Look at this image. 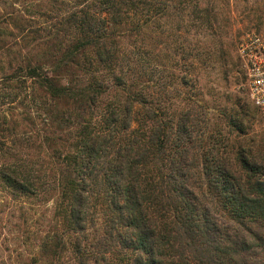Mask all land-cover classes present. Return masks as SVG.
<instances>
[{"label": "trees", "instance_id": "obj_1", "mask_svg": "<svg viewBox=\"0 0 264 264\" xmlns=\"http://www.w3.org/2000/svg\"><path fill=\"white\" fill-rule=\"evenodd\" d=\"M205 4L39 0L33 14L2 15L15 29L0 34L28 42L0 74V184L14 198L57 195L59 221L33 264H60L69 245L79 264H264L263 145L207 136L195 107L171 111L172 91L144 81L127 52L151 28L214 30ZM235 105L245 134L250 103Z\"/></svg>", "mask_w": 264, "mask_h": 264}, {"label": "rangeland", "instance_id": "obj_2", "mask_svg": "<svg viewBox=\"0 0 264 264\" xmlns=\"http://www.w3.org/2000/svg\"><path fill=\"white\" fill-rule=\"evenodd\" d=\"M37 1L7 0L5 3V0H0V26L14 28L2 20V15L6 16V12L12 10H25L27 15L25 6L33 14ZM205 2L206 7L217 13L214 30H204L199 22L188 20L182 22L180 28L176 23L168 25L163 34L151 28L144 40L134 37L131 40L133 43L130 41L127 44L132 65L151 87L172 91L162 96L166 98L167 105L170 104L171 111L178 112L194 106L200 131H205L207 136L230 133V141L235 146L264 147L260 115L248 96L244 68L237 53L242 36L251 31L264 34V0ZM27 42L9 32L0 34V74L17 62ZM182 76L188 83L183 82ZM236 96L242 97L251 107L249 117L242 120L245 134L234 130L231 121L236 117L233 115L237 109ZM0 110L7 111L5 101L0 100ZM24 129L27 128H21ZM37 155L32 161L34 165L38 168L44 162L46 166L42 159L49 157L45 153L40 154L42 159ZM56 198L52 191L43 196L14 198L0 184V264L36 262L40 255V241L55 230L59 221L55 216ZM100 220L97 219L95 226L89 224L91 236L99 230ZM42 260L39 258L38 263ZM60 264H79L72 245H69ZM102 264L118 263L112 256Z\"/></svg>", "mask_w": 264, "mask_h": 264}, {"label": "built area", "instance_id": "obj_3", "mask_svg": "<svg viewBox=\"0 0 264 264\" xmlns=\"http://www.w3.org/2000/svg\"><path fill=\"white\" fill-rule=\"evenodd\" d=\"M237 53L245 72V85L257 107L264 130V34L251 31L238 42Z\"/></svg>", "mask_w": 264, "mask_h": 264}]
</instances>
